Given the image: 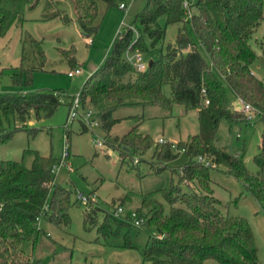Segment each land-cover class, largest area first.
<instances>
[{
	"label": "trees",
	"instance_id": "1",
	"mask_svg": "<svg viewBox=\"0 0 264 264\" xmlns=\"http://www.w3.org/2000/svg\"><path fill=\"white\" fill-rule=\"evenodd\" d=\"M37 1L0 0V36L12 24H20L24 9L33 8ZM101 1L107 6L115 3V0ZM72 2L74 19L59 13L55 15L64 23L75 21L81 32L89 37L97 27L94 24L96 2ZM263 3L264 0H193L189 5L190 16L185 18L181 0H147L144 8L134 15L132 24L138 25L153 46L163 38L165 26L179 23L174 41L167 44L164 52L151 60L144 70H136L125 61L123 53L126 49L145 51L146 45L141 36L133 40L131 29L127 27L114 37L104 61L86 77L79 89L82 105L85 100L95 103L98 98H105L114 106L149 104L170 108L178 104L196 112L199 132L184 142L173 144L174 151L171 143L159 145L139 133L140 117L132 116L133 125L117 139L122 146L121 152L125 151L123 146L143 151L154 144L153 155L161 161L174 159L180 150L187 157L177 174V183L161 190L168 208L164 210L155 204L147 210L143 220L147 237L144 245L138 248L142 261L207 264L206 260L211 258L219 264H258L250 226L244 217L220 209L221 202L213 195L210 185L209 170L221 166L248 195L264 205V154L260 152L253 157L258 169L250 174L240 157L214 144L220 119L229 124L246 123L245 114L232 108L225 86L264 120V82L251 69L257 58L252 39L264 20ZM161 15L165 18L163 27L156 22ZM20 41L23 48L26 44L33 45L43 57L39 41L27 33ZM62 53L69 65L74 66V49L69 47ZM261 54L264 56V50ZM23 58L21 55L19 71L10 76L15 85L30 82L31 70L22 68ZM165 87L169 90L168 96ZM60 97L67 99L68 110L71 96L62 90L0 93V115L12 117L15 122L12 130H0V140L10 136L12 131H34L27 122L31 118L50 116L60 104ZM111 111L112 108H108L99 114V127L105 133L118 121L111 117ZM25 152L32 155L28 167L21 159H0V264H35L31 254H24V247L28 243L32 249L39 235L45 234L40 222L65 224L68 221L70 192L54 182L55 173L51 172L54 158L36 150ZM197 156L203 157L208 166L197 162ZM146 205L142 200L141 206ZM95 210L92 207L83 209L84 220L96 224L97 231L104 235L110 232V220L115 221L117 227L126 225L136 229L129 214H125V220H120L112 217L111 212H105L102 219L96 221ZM124 245L132 244L125 239Z\"/></svg>",
	"mask_w": 264,
	"mask_h": 264
},
{
	"label": "rangeland",
	"instance_id": "2",
	"mask_svg": "<svg viewBox=\"0 0 264 264\" xmlns=\"http://www.w3.org/2000/svg\"><path fill=\"white\" fill-rule=\"evenodd\" d=\"M93 1L97 5L94 21L97 27L89 37L81 32L75 21L64 23L55 15L59 13L74 19L72 0H38L33 8H25L21 23L12 24L0 36V93L62 90L70 96L76 95L86 77L104 61L114 37L127 27L131 29L133 40L142 37L146 50L130 51L138 53L146 64L174 41L179 23L165 26L163 38L153 46L149 45V39L138 25L132 24L134 15L144 8L147 0H115L114 5L109 6L101 0ZM188 1L190 5L193 0ZM120 2L124 4L122 9L117 6ZM262 15L264 17V3ZM164 19L163 15L157 18L160 27L164 26ZM25 33L39 41L42 58L33 45L22 47L20 40ZM188 35L193 37L190 29ZM252 46L257 58L251 69L264 82V56L261 54L264 50V20L253 34ZM69 47L74 49L75 65L72 67L62 53ZM198 50L202 53L201 48ZM21 55L24 57L22 68L31 70L30 82L15 85L10 76L19 71ZM75 67L80 72L68 77L66 72ZM225 92L233 102L232 108L240 110V104L229 87L225 86ZM165 94L169 95L167 87ZM66 104L67 99L60 97V104L50 116L37 120L31 118L27 122L34 131H12L10 136L0 140V159H21L26 167L30 165L32 155L23 153L24 150H36L56 162L65 139L69 147L63 160L65 164L53 173L54 182L70 192L68 221L52 224L42 220L40 225L45 234L39 235L32 249L30 244H25L24 254H31L35 264H150L142 261L138 252L147 237L143 220L147 210L155 204L164 210L168 208L161 190L177 183V174L187 157L180 150L174 159L161 161L153 155L154 144L143 151L125 147L123 153L117 139L133 125L132 116L140 117L137 131L159 145L171 143L174 151L173 144L184 142L199 132L195 110H186L178 104L170 108L149 104L114 106L112 101L98 98L95 103L87 100L83 103V108L91 111L89 126L80 116L67 120ZM108 108H112L111 117L118 118V121L105 133L99 127V114ZM244 121L246 123L229 124L220 119L214 144L240 157L247 172L254 174L258 167L253 157L260 152L264 154V120L253 114L250 118L246 116ZM14 126L12 117L0 115V130H12ZM157 138H162V142ZM209 177L213 195L221 202L220 209L246 219L252 231L258 264H264V205L248 195L235 178L223 172L221 166L209 170ZM78 194L86 201H79ZM142 200L147 202L146 206H141ZM90 207L96 208L93 212L96 221H100L105 212L125 220V214L130 211L142 216V220L138 225L132 222L136 229H129L126 225L117 227L115 221L110 220V232L104 235L97 231L96 224L84 220L83 209ZM118 207L121 210L115 213ZM125 239L132 245L125 246ZM206 263L219 264L211 258Z\"/></svg>",
	"mask_w": 264,
	"mask_h": 264
},
{
	"label": "built area",
	"instance_id": "3",
	"mask_svg": "<svg viewBox=\"0 0 264 264\" xmlns=\"http://www.w3.org/2000/svg\"><path fill=\"white\" fill-rule=\"evenodd\" d=\"M189 1L188 0H181V7L184 9V17L189 18L190 16V11L188 9ZM118 8L122 9L124 8L123 3H118ZM123 57L125 61H127L131 66H133L136 70H144L146 68V63H143L140 59V56L138 53L133 54L129 49H126L123 53ZM80 72L79 68L75 67L72 70H68L66 72L68 77L73 76L74 74H78ZM203 89H201L202 91ZM238 103L240 104V110L248 117H252V107L247 104L242 102L239 98H237ZM204 104H207V101H204ZM77 116H80L81 120L84 122L85 125L90 126V118H91V111L89 109H84L83 105L80 102L79 95L78 93L76 95L71 96V99L69 101L68 105V110H67V120H74ZM245 116V117H246ZM158 142H162V138H157ZM68 143L65 139L62 145V150L60 154V158L52 165L51 172L55 173L58 167L64 165V159L67 157V152H68ZM196 161L202 163L205 166H208V162L201 156L196 157ZM77 198L81 202H85V197L82 195H77ZM121 210L120 207L116 209V212H119ZM129 216L132 219V222L134 225H138L139 222L142 220V216L136 215L135 212L130 211ZM160 236V234H157Z\"/></svg>",
	"mask_w": 264,
	"mask_h": 264
},
{
	"label": "crops",
	"instance_id": "4",
	"mask_svg": "<svg viewBox=\"0 0 264 264\" xmlns=\"http://www.w3.org/2000/svg\"><path fill=\"white\" fill-rule=\"evenodd\" d=\"M231 92H232V91H231ZM232 93H233V92H232ZM233 95H234V94H233ZM234 96H235V95H234ZM235 98L237 99V97H236V96H235ZM230 103H232V104H233V102H231V101H230ZM195 114H196V112H195Z\"/></svg>",
	"mask_w": 264,
	"mask_h": 264
},
{
	"label": "water",
	"instance_id": "5",
	"mask_svg": "<svg viewBox=\"0 0 264 264\" xmlns=\"http://www.w3.org/2000/svg\"><path fill=\"white\" fill-rule=\"evenodd\" d=\"M150 61H151V60H150ZM150 61H148V62H147V64H149V63H150ZM123 149H125V150H126V148H125L124 146H123Z\"/></svg>",
	"mask_w": 264,
	"mask_h": 264
}]
</instances>
